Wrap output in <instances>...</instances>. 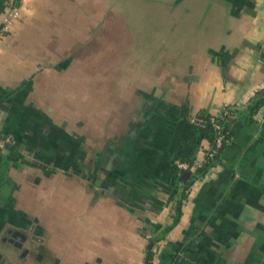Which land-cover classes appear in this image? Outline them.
Listing matches in <instances>:
<instances>
[{
	"label": "crops",
	"instance_id": "crops-1",
	"mask_svg": "<svg viewBox=\"0 0 264 264\" xmlns=\"http://www.w3.org/2000/svg\"><path fill=\"white\" fill-rule=\"evenodd\" d=\"M121 2L0 0V264H264V0H171L199 33L147 47Z\"/></svg>",
	"mask_w": 264,
	"mask_h": 264
},
{
	"label": "rangeland",
	"instance_id": "rangeland-1",
	"mask_svg": "<svg viewBox=\"0 0 264 264\" xmlns=\"http://www.w3.org/2000/svg\"><path fill=\"white\" fill-rule=\"evenodd\" d=\"M119 15L128 20V37H138L143 47L148 40L157 42L163 37H177L199 33L196 18L179 17L174 13L171 0H121ZM180 8V6H179ZM173 33V34H172ZM157 47L156 43H153Z\"/></svg>",
	"mask_w": 264,
	"mask_h": 264
},
{
	"label": "built area",
	"instance_id": "built-area-1",
	"mask_svg": "<svg viewBox=\"0 0 264 264\" xmlns=\"http://www.w3.org/2000/svg\"><path fill=\"white\" fill-rule=\"evenodd\" d=\"M19 17V8L18 7H13L12 9H10L8 15H7V19L4 22V24L0 27V38H2L6 32L9 29V26L12 24V22L17 19ZM223 114H221L220 116H212L210 117L208 120L201 118L199 116L193 117L191 119V123L193 126L198 127V128H205L207 126V124H212L214 126V128L217 131V135L215 137V143L214 146H212L207 154H206V158L203 161V163H197L195 165H190L188 163H184V162H180L178 163L177 167L180 170V172L182 173H191L193 174V172H196L200 167H202L206 162H208L209 160H212L216 157V155H218V152L220 151V149L222 148L224 142H225V136L224 134H222L221 128H222V121L226 118V117H230V112L227 109H224L222 111ZM10 140L7 138H4L2 136H0V151H4L7 146L9 145Z\"/></svg>",
	"mask_w": 264,
	"mask_h": 264
},
{
	"label": "trees",
	"instance_id": "trees-1",
	"mask_svg": "<svg viewBox=\"0 0 264 264\" xmlns=\"http://www.w3.org/2000/svg\"><path fill=\"white\" fill-rule=\"evenodd\" d=\"M263 104H264V91H261L260 93H258L256 95V97H254V99L251 101L250 105L246 109V111H245L246 116H248V118H253L257 114L258 110L260 109V107ZM227 110L230 112L231 116L226 117L222 121V128H221L222 134H224V136H225V142H224L222 148L220 149V151L218 152V155H216V157L214 159L206 162L202 167H200L197 170L196 173L200 176L208 173L216 165L217 161L221 158V155L223 154V152L225 150L227 140L229 137V127L231 124V119H232V116L234 115V111L230 107L227 108ZM221 114H223V113L221 112L220 115ZM199 117L208 120L212 116L209 114H201ZM193 127H194L197 134L201 135L204 139H207L208 141H210L211 145L214 146L217 131L212 124H210V123L207 124V126L205 128H198L195 126H193ZM183 196H185V193H183ZM153 257H154V255L152 253V250L150 249L148 252L146 264H152Z\"/></svg>",
	"mask_w": 264,
	"mask_h": 264
},
{
	"label": "water",
	"instance_id": "water-1",
	"mask_svg": "<svg viewBox=\"0 0 264 264\" xmlns=\"http://www.w3.org/2000/svg\"><path fill=\"white\" fill-rule=\"evenodd\" d=\"M190 177H191V173H189V172L183 174V179L185 181H188L190 179Z\"/></svg>",
	"mask_w": 264,
	"mask_h": 264
},
{
	"label": "flooded vegetation",
	"instance_id": "flooded-vegetation-1",
	"mask_svg": "<svg viewBox=\"0 0 264 264\" xmlns=\"http://www.w3.org/2000/svg\"><path fill=\"white\" fill-rule=\"evenodd\" d=\"M128 45H126L125 47H127ZM15 238H17L18 240H23V238L22 237H15ZM17 245V244H16Z\"/></svg>",
	"mask_w": 264,
	"mask_h": 264
}]
</instances>
